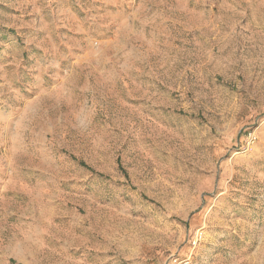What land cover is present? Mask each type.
<instances>
[{"label": "rangeland", "instance_id": "obj_1", "mask_svg": "<svg viewBox=\"0 0 264 264\" xmlns=\"http://www.w3.org/2000/svg\"><path fill=\"white\" fill-rule=\"evenodd\" d=\"M264 264V0H0V264Z\"/></svg>", "mask_w": 264, "mask_h": 264}, {"label": "built area", "instance_id": "obj_2", "mask_svg": "<svg viewBox=\"0 0 264 264\" xmlns=\"http://www.w3.org/2000/svg\"><path fill=\"white\" fill-rule=\"evenodd\" d=\"M174 264H191V262L189 259H176Z\"/></svg>", "mask_w": 264, "mask_h": 264}]
</instances>
